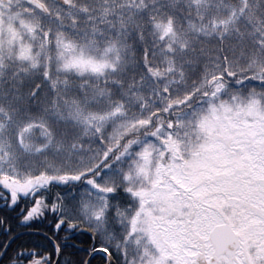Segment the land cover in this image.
I'll return each instance as SVG.
<instances>
[{"label":"snow or ice","instance_id":"obj_1","mask_svg":"<svg viewBox=\"0 0 264 264\" xmlns=\"http://www.w3.org/2000/svg\"><path fill=\"white\" fill-rule=\"evenodd\" d=\"M0 264H264V0H0Z\"/></svg>","mask_w":264,"mask_h":264}]
</instances>
